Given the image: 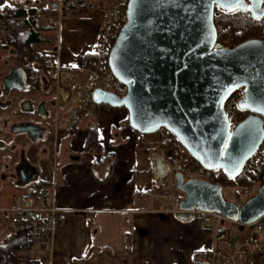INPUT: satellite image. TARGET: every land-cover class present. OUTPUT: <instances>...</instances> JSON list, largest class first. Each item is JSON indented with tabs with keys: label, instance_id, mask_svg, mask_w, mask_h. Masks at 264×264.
<instances>
[{
	"label": "water",
	"instance_id": "1",
	"mask_svg": "<svg viewBox=\"0 0 264 264\" xmlns=\"http://www.w3.org/2000/svg\"><path fill=\"white\" fill-rule=\"evenodd\" d=\"M216 9L249 12L264 22V0H128L125 25L109 56L110 71L127 94L96 89L93 102L125 109L129 127L139 134L166 130L202 168L222 170L233 181L264 140V39L232 49L218 44ZM4 85L8 92L29 88L18 69ZM241 90L239 110L249 116L232 130L225 104ZM8 105L0 101V107ZM150 158L159 182L169 164L158 151ZM174 186L183 195L177 214L182 222H192L190 212L200 210L238 221L243 230L264 217V184L243 204L228 201L221 185L186 180L181 173Z\"/></svg>",
	"mask_w": 264,
	"mask_h": 264
},
{
	"label": "crops",
	"instance_id": "2",
	"mask_svg": "<svg viewBox=\"0 0 264 264\" xmlns=\"http://www.w3.org/2000/svg\"><path fill=\"white\" fill-rule=\"evenodd\" d=\"M36 1L0 0V8H35L30 5ZM126 1L66 0L59 61L79 81L86 79L81 71L98 41L103 12ZM45 32V36L54 33ZM40 35L34 47L40 54L52 52L54 46L46 50L51 40ZM127 118L125 109L98 107L94 126L105 155L86 150L88 122H81L74 136L57 134L53 128L46 143L32 145L30 162L39 170L34 188L37 183L49 187L44 198L54 202L61 214L51 251L18 250L16 258L30 264H193L198 254L213 247L209 230L182 222L165 212V201L148 197L155 191L151 148L138 143ZM14 195L0 186V234L7 230L6 236L12 230L7 210L18 205L17 197L42 198L36 188ZM4 214L10 216L9 226ZM253 263L264 264V254L255 255Z\"/></svg>",
	"mask_w": 264,
	"mask_h": 264
},
{
	"label": "built area",
	"instance_id": "3",
	"mask_svg": "<svg viewBox=\"0 0 264 264\" xmlns=\"http://www.w3.org/2000/svg\"><path fill=\"white\" fill-rule=\"evenodd\" d=\"M60 19L61 17L57 22L56 16L49 18L48 26H59ZM125 22L126 11L121 7L103 12L98 41L89 55L88 65L81 71V74L86 75V79L82 81H79L78 75L61 65L60 50L45 54L44 62L49 80L42 78L40 73H36L32 76V81L33 83L41 82L43 85L48 82L54 89L57 134L62 131L74 136L81 122L90 123L87 126L88 130L95 127L98 106L93 102V92L96 89L119 97L127 94V87L117 81L109 68L111 50ZM241 99V95L237 92L225 104L226 114L231 120L237 116ZM170 137L169 132L161 130L151 136L138 133L137 141L157 150L167 160L170 170L158 183L160 191H150L147 195L156 202L165 201L167 204L165 212L177 216L180 212L179 204L182 196L175 189V175L181 173L186 180H198L209 184H215V177L212 171L189 165L190 155L177 140L164 147V142ZM105 154L106 149H103L101 155ZM243 173L259 183L258 186L243 189L240 192L244 203L245 200L256 196L264 184V140L256 154L246 163ZM52 188L55 186L52 185ZM48 191L49 187H40L38 194L42 198L39 201L31 199L30 196H18V205L7 210L12 216L11 234L25 233L31 243V246H25L21 250L44 252L52 250L61 210L54 202L44 198ZM190 213L193 217L192 221L196 222V227L209 230L214 239L213 247L198 254L193 264H254L253 257L264 254V217L240 230L241 224L238 221L229 220L220 213L200 210Z\"/></svg>",
	"mask_w": 264,
	"mask_h": 264
},
{
	"label": "trees",
	"instance_id": "4",
	"mask_svg": "<svg viewBox=\"0 0 264 264\" xmlns=\"http://www.w3.org/2000/svg\"><path fill=\"white\" fill-rule=\"evenodd\" d=\"M65 2L66 0H63L64 5ZM127 4L128 0L119 7L126 11ZM39 18V11L33 7L0 8V49H11L15 53L20 65L24 67L29 76L40 73L42 78L49 80L44 62L45 54H40L33 50V46L40 42L41 37L40 32L42 31V26L39 23ZM214 22L218 32V44L223 45L227 49L235 48L250 40L264 39L263 20H254L249 12H225L216 9ZM2 30L4 34H1ZM88 62L89 57L87 56L85 59V67L88 65ZM239 94L243 97L244 90L239 91ZM248 116L249 113L239 110L236 118L231 120L232 130H235V128ZM126 123H129L128 118ZM85 133L86 150L101 152L102 148L99 143V132L97 128L94 127ZM134 133L138 134L135 131ZM170 135V139L164 142V147L175 142L176 138L172 134ZM154 151L157 150H149L150 154ZM189 165L201 167L191 156ZM214 177L215 184H219L223 188L236 186L243 190L259 185L257 180L249 177L246 173H243L233 181H229L222 170L215 171ZM158 183L159 182L155 180L153 182L157 192L160 191ZM42 185L43 183L36 184L35 188L37 192ZM237 200V203L242 204L240 194L237 195ZM191 223L196 225L195 221ZM25 246H31L25 233L10 234L7 236L2 244H0V264H30L27 261H21L15 257V252L21 250V248Z\"/></svg>",
	"mask_w": 264,
	"mask_h": 264
},
{
	"label": "flooded vegetation",
	"instance_id": "5",
	"mask_svg": "<svg viewBox=\"0 0 264 264\" xmlns=\"http://www.w3.org/2000/svg\"><path fill=\"white\" fill-rule=\"evenodd\" d=\"M16 60L17 63L12 66L9 63L0 65V101L9 104L5 108L0 107V144L5 146L0 149V186H5L14 194L35 185L39 170L30 162L31 147L46 143L52 129L56 128L54 89L48 82L45 85L33 83L32 76ZM16 69L26 73L29 88L8 92L4 79ZM6 110H10L8 115L3 113ZM43 133V139L39 140Z\"/></svg>",
	"mask_w": 264,
	"mask_h": 264
},
{
	"label": "rangeland",
	"instance_id": "6",
	"mask_svg": "<svg viewBox=\"0 0 264 264\" xmlns=\"http://www.w3.org/2000/svg\"><path fill=\"white\" fill-rule=\"evenodd\" d=\"M33 4V5H32ZM30 6H34L38 11H39V23L42 26V37H46L48 39H50V44L51 46L49 48H47L46 50L51 51V47L54 46V49L52 52H49V54L51 53H56L59 51V46L60 44L58 43L59 40V36H60V30L61 28H63L64 25V20L66 19V12H67V8L66 6L63 4V0H37L36 2L31 3ZM119 6H114L111 7L110 9L113 8H117ZM49 14V15H48ZM55 17L57 18V22L59 17H61V19L59 20V26H55V25H51V27H49L48 25V20L51 17ZM62 25V26H61ZM44 28V29H43ZM50 30V31H54V33H52L51 35H47L45 36L44 34L46 33L45 31ZM4 31L2 30L1 34ZM33 50H35L36 52L40 53V49L36 48L33 46ZM16 55L15 53L11 50V49H0V65H6L7 63H9V66L15 65L17 63L16 60ZM85 65V62H84ZM105 106V105H104ZM108 107V106H105ZM3 113H5L6 115H8L10 113V110H6ZM62 133V131H61ZM77 151H82V149H78ZM2 187H4V189L7 192H10L9 190H7V188L5 186L2 185ZM34 186H30L27 189H23L26 191H23L22 189L18 190L15 192V194L18 195H25V193L27 191H32L34 190ZM242 191V189L240 187H234V186H229V187H224V197L228 200V201H236L237 200V195L240 194V192ZM13 193V192H11ZM182 198L183 195L181 194ZM242 199V198H241ZM249 200V199H247ZM245 200V202L247 201ZM163 206L166 205V202H162ZM243 204V202H242ZM5 217H7V219H5V226H9V222H10V216L9 214H4ZM7 230L5 232H2L0 234V244H2V242L4 241V239L7 237ZM9 235V234H8Z\"/></svg>",
	"mask_w": 264,
	"mask_h": 264
},
{
	"label": "snow or ice",
	"instance_id": "7",
	"mask_svg": "<svg viewBox=\"0 0 264 264\" xmlns=\"http://www.w3.org/2000/svg\"><path fill=\"white\" fill-rule=\"evenodd\" d=\"M237 3H242V0H237Z\"/></svg>",
	"mask_w": 264,
	"mask_h": 264
}]
</instances>
